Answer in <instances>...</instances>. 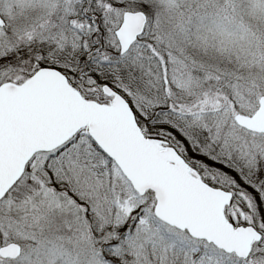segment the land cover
<instances>
[{
    "label": "snow or ice",
    "instance_id": "snow-or-ice-1",
    "mask_svg": "<svg viewBox=\"0 0 264 264\" xmlns=\"http://www.w3.org/2000/svg\"><path fill=\"white\" fill-rule=\"evenodd\" d=\"M0 264H264V0H0Z\"/></svg>",
    "mask_w": 264,
    "mask_h": 264
}]
</instances>
